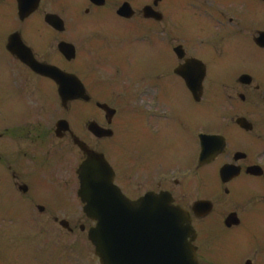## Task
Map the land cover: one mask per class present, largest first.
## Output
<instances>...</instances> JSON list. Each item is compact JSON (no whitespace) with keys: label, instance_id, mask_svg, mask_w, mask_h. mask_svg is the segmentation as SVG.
I'll list each match as a JSON object with an SVG mask.
<instances>
[{"label":"flooded vegetation","instance_id":"1","mask_svg":"<svg viewBox=\"0 0 264 264\" xmlns=\"http://www.w3.org/2000/svg\"><path fill=\"white\" fill-rule=\"evenodd\" d=\"M47 15L61 17L64 30L54 29ZM262 33L261 0H39L24 20L17 0H0V62L7 60L0 73L26 77V83L0 89V232H14L20 219L34 220V228L36 220L59 227L63 221L71 234L85 229L78 197L84 155L71 134L56 135L59 118L45 99L55 84L8 50L10 38L18 36L36 61L79 77L90 100L71 103L77 114L71 129L106 156L116 182L127 187L135 179L118 173L119 163L108 157L110 141L121 135L131 144L141 140L140 187L169 193L188 214L199 264H264V247H232L264 215ZM62 42L75 46V60L60 53ZM180 73L203 75L199 104ZM99 104L116 110L109 123ZM197 107L205 113L206 133L226 141L224 153L204 166L197 160ZM91 122L110 129L112 137L96 139ZM138 130L140 139L132 137ZM226 166L232 169L224 182ZM198 201L213 202L210 215L194 213ZM233 214L239 225L227 226ZM215 229L222 231L223 247L208 248L205 240Z\"/></svg>","mask_w":264,"mask_h":264},{"label":"water","instance_id":"2","mask_svg":"<svg viewBox=\"0 0 264 264\" xmlns=\"http://www.w3.org/2000/svg\"><path fill=\"white\" fill-rule=\"evenodd\" d=\"M23 7L22 13L29 12V3ZM84 151L89 156L83 167L86 212L91 219L98 222L97 228L90 233V240L96 246L102 264H115L113 260L115 261L116 255L119 256L117 261L123 262V257L119 253L122 252V247L129 244L130 235L138 237L140 231L145 229V211L150 202L146 199L136 203L125 200L114 188L113 176L102 158L86 148ZM179 250L182 251L183 248L179 247ZM178 259L183 260V255L180 254Z\"/></svg>","mask_w":264,"mask_h":264},{"label":"rangeland","instance_id":"3","mask_svg":"<svg viewBox=\"0 0 264 264\" xmlns=\"http://www.w3.org/2000/svg\"><path fill=\"white\" fill-rule=\"evenodd\" d=\"M2 78L3 76L0 75V79ZM171 151H176V149L172 148ZM120 157L124 162L130 163V160L137 156L122 152ZM85 224L87 229L93 226L88 222ZM257 229L255 244L257 247H264V228ZM26 232L29 233L28 231ZM32 236H34L35 244H37L36 253L38 252L42 255L36 258L35 264H99V261L94 256V249L87 239V230L84 234L73 236L61 235L56 232H52L49 235L37 230L35 235ZM70 247H75V251H72ZM241 247H253V245L244 244L243 242ZM15 257L16 255L13 252L0 251V264H34L31 262V258H28L26 262L17 263ZM32 261H34L33 258Z\"/></svg>","mask_w":264,"mask_h":264}]
</instances>
